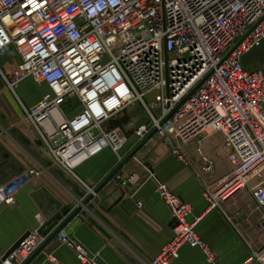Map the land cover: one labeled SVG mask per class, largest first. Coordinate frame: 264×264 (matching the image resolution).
Returning a JSON list of instances; mask_svg holds the SVG:
<instances>
[{
	"label": "built area",
	"instance_id": "2783aa9c",
	"mask_svg": "<svg viewBox=\"0 0 264 264\" xmlns=\"http://www.w3.org/2000/svg\"><path fill=\"white\" fill-rule=\"evenodd\" d=\"M263 42L264 0H0V57L18 71L13 82L5 77L8 85L14 91L31 79L50 90L24 110L53 165L72 173L107 148L121 163L128 134L138 145L156 131L152 139L200 173L207 212L221 211L238 232L240 215L224 208L234 194L248 191L264 218V70L242 63ZM210 134L221 137L227 163L215 181V161L201 145L197 160L184 148ZM39 176L26 169L0 186V206H15ZM115 178L125 194L129 180ZM157 183L178 224L149 264H173L185 246L216 264L197 231L202 217L191 220L194 206ZM20 239L3 264H25L44 241L31 230ZM57 239L80 263L96 264L75 238ZM247 243L241 264H264V245Z\"/></svg>",
	"mask_w": 264,
	"mask_h": 264
},
{
	"label": "crops",
	"instance_id": "0c3cea01",
	"mask_svg": "<svg viewBox=\"0 0 264 264\" xmlns=\"http://www.w3.org/2000/svg\"><path fill=\"white\" fill-rule=\"evenodd\" d=\"M242 63L248 71L264 70V42L260 48L246 54ZM17 75V64L0 57V186L26 169L36 168L40 176L39 186H27L20 191L15 206H0V258L26 231L39 233L58 213L57 205L72 213L93 196L60 233L87 247L96 264H149L172 238L174 230L171 212L157 193V182L165 183L171 192L194 206L191 220L202 217L197 231L215 252L216 264H241L251 254L247 242L258 247L264 245V218L255 210L248 191L234 194L224 207L230 216L240 215V233L221 211L207 212L200 173L179 161L165 144L152 138L116 174L129 180L125 194L120 191L115 176L98 193L87 196L85 186L96 190L120 165L116 155L107 148L75 167L72 173L53 165L35 129L25 119L24 106L30 109L35 103L29 105L24 94L19 96L17 90H23L27 81L20 82L14 91L6 81L7 78L13 82ZM41 86L44 98L50 90L46 85ZM217 136L193 141L194 146L201 145L203 152L215 161L216 172L209 177L211 181L221 177L227 169L220 148L221 137ZM190 144L184 148L197 160L195 147ZM136 147L137 139L130 133L122 150L125 158ZM139 203L143 206L139 207ZM67 217H63L59 225ZM43 238L44 243L47 237ZM51 257L59 264H82L67 247L60 245L57 237L28 261L29 264H53L48 261ZM173 264L212 263L201 250L185 246Z\"/></svg>",
	"mask_w": 264,
	"mask_h": 264
},
{
	"label": "water",
	"instance_id": "95a60500",
	"mask_svg": "<svg viewBox=\"0 0 264 264\" xmlns=\"http://www.w3.org/2000/svg\"><path fill=\"white\" fill-rule=\"evenodd\" d=\"M128 119L112 122L111 125L113 127L122 126L123 123H127ZM156 131H153L147 138H145L143 141H141L137 147L124 159L122 163L114 170L108 177L103 181V183L95 190V193H98L106 184H108L115 176L116 174L138 153L139 150H141L147 142L154 136ZM130 134H128L129 137ZM93 196L88 197L86 200L82 202V204L72 213H70V210L64 209L60 205H57L58 213L50 219L44 227L39 231V234L43 237H47L46 241L43 243V245L39 248V251L44 249L51 241H53L58 234L64 229V227L82 210L83 206H86ZM68 216L67 219L59 225L60 221L63 219V217ZM173 228H176L177 221L173 220L172 222ZM22 239H19L10 249L3 255L2 259L0 260V264H3V262L6 260V258L20 245ZM25 264H29V261ZM99 264H102L99 262Z\"/></svg>",
	"mask_w": 264,
	"mask_h": 264
},
{
	"label": "rangeland",
	"instance_id": "374dc122",
	"mask_svg": "<svg viewBox=\"0 0 264 264\" xmlns=\"http://www.w3.org/2000/svg\"><path fill=\"white\" fill-rule=\"evenodd\" d=\"M24 81H27V83L24 82ZM24 81L23 82L26 83L24 89L23 90H17V93L19 94V96H22L24 94V97L23 98H25V97L27 98V103L29 105H32L33 103H35V105L38 104V102H40L41 100H43V96L45 95V91H44L43 86L37 85L31 79H26ZM22 91H23V93H22ZM78 110H79V108H77V111ZM143 120H145V119L143 118ZM216 136H217V134H213V135L210 134L207 137L210 138V139H213Z\"/></svg>",
	"mask_w": 264,
	"mask_h": 264
},
{
	"label": "bare ground",
	"instance_id": "6f19581e",
	"mask_svg": "<svg viewBox=\"0 0 264 264\" xmlns=\"http://www.w3.org/2000/svg\"><path fill=\"white\" fill-rule=\"evenodd\" d=\"M213 135V134H212ZM193 145V142H191V144H190V147ZM194 146V145H193ZM195 147V149H194V151H195V153H196V146H194ZM189 147H187V149H188ZM189 154V153H188ZM123 162V161H122ZM121 162V163H122Z\"/></svg>",
	"mask_w": 264,
	"mask_h": 264
}]
</instances>
